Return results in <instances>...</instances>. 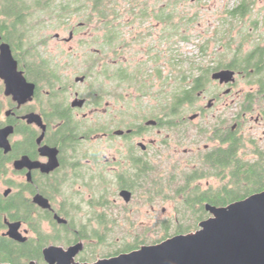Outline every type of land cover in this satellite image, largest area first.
I'll return each mask as SVG.
<instances>
[{
  "label": "flooded vegetation",
  "instance_id": "af4514ba",
  "mask_svg": "<svg viewBox=\"0 0 264 264\" xmlns=\"http://www.w3.org/2000/svg\"><path fill=\"white\" fill-rule=\"evenodd\" d=\"M126 23H133L126 27L129 34L140 27L130 19ZM154 24L141 29V35L137 31L125 38L124 45L113 42L104 52L101 35L92 42L80 39L82 51L72 50L73 40L78 34L84 38L82 31L89 27L64 25L60 28L68 36L55 33L52 38L70 47L58 54L46 49V38L36 43L26 28L0 26V45H9L16 70L29 87L26 92L20 86L8 91L0 74V239H8L14 252L27 251L22 264H48L43 250L51 246L73 252L76 263H93L179 234H149L150 226L164 231L165 223L178 221L176 216L164 218L161 185L165 171L173 178L176 166L168 162L163 170L161 162L173 157L191 172L196 167L192 161L218 148L236 144L240 157L264 151V138L257 133L262 128L264 135V31L239 43L251 45L239 55L251 64L232 57L216 69L214 61L194 69L198 74L191 71L188 85L200 79V88L193 102L181 106L178 95L167 97V104L164 95L165 80L174 84L180 78L175 50L171 53L176 44L168 45L166 59L158 46L163 36L158 34L153 44L136 49L144 57L134 61L135 53H129L132 43L150 36V29H162V21ZM93 28L101 31L100 26ZM235 60L242 65L229 66ZM166 61L171 72L165 75ZM144 63L151 66L149 73L145 68L139 72L138 64ZM70 65L74 72L68 73ZM36 66L43 77L35 74ZM222 69L232 70L234 80L211 78ZM240 81L249 88L237 89ZM5 128L10 131L4 135ZM169 132L178 139L168 156L171 144L164 136ZM184 141L188 147L181 148ZM148 175L159 185H151ZM123 190L130 194L128 201L120 194ZM37 195L47 201L44 206L35 201ZM8 199L13 202L11 212L19 216L10 217L4 210ZM22 205H28L27 213ZM13 221L20 222L23 241L6 235L7 222ZM113 226L134 227V233L125 230L123 236L131 243L116 245Z\"/></svg>",
  "mask_w": 264,
  "mask_h": 264
},
{
  "label": "trees",
  "instance_id": "16d2710c",
  "mask_svg": "<svg viewBox=\"0 0 264 264\" xmlns=\"http://www.w3.org/2000/svg\"><path fill=\"white\" fill-rule=\"evenodd\" d=\"M157 1L159 2L160 0H155V2ZM133 2V7L127 10L131 15V21L137 20L141 26L144 20L154 17L156 21L159 20L160 23L162 21V31L164 34L162 33L161 36L168 40L172 39L170 41L171 45L173 43L177 44L180 40L183 42L190 41L191 35L187 33V30H185V32L181 30V28H189L190 25L185 24L180 26V23L177 24L173 21V17L176 16L173 9H176L177 3L184 2V0H165L163 5H157L155 13H152L154 12L153 9L150 10L145 4H142L141 7H137L135 1ZM250 3H252V1L240 0V3L229 11V15L233 18H243L249 13ZM118 5V0H65L58 3H56V0H0V26L7 27L9 25H19L21 28H26L28 19L39 11H44V13H46L44 17L36 16L40 23L47 24V22H45L46 19H44L46 17L51 21L54 20L57 26H60L61 24H68V20L74 11L78 13L81 9H87L89 13L85 15L84 20H86V22L83 24L86 25L93 20L94 23L98 22L102 32L101 41L105 44L101 47L104 52L112 48L113 42L117 44L122 43L124 45L126 42L124 37L126 27L127 25L133 24L126 23V19L129 18L125 13H119L118 9H116ZM205 49V45H202L201 52H205ZM238 50H240V46H237V51ZM233 58L241 59V63L246 66L251 64L249 60L240 58L239 54H235ZM236 62L237 60L231 61L228 64L229 66H235ZM166 63L168 64L169 62L166 61ZM237 63L241 64L239 62ZM222 64L224 65L225 63L217 61L214 68L221 67ZM148 66L150 67V65L146 63L138 64V68H140L139 72L145 68V74L149 73ZM189 66L190 67L187 69L188 71L181 72L180 69V78L176 84H170L165 80L166 86L164 95L166 104L168 102L167 97L170 96L174 98L176 95H178L177 98L179 99L178 104L181 106L195 100L194 92L200 88L201 80H195V84L192 83L190 86L187 81L190 78L191 71L196 68L201 69V67L196 66V68H194L191 62H189ZM208 70L209 69H206V71ZM34 71L35 74L37 73L36 75L40 74L43 77L44 73L39 66H36ZM165 79H167L166 76ZM171 104L174 105L176 103L172 101ZM237 149L235 144L226 149L218 148L214 152L203 154L196 160V167L191 172L182 175L181 182L174 187V192H172V197L176 202L174 216L178 218V221L175 222L171 220L165 223L163 226L164 231L172 226L174 234L191 232L193 229L197 228L198 222L208 215L204 207L205 203L223 206L254 192L264 190V151H254L251 158H246L240 157ZM149 174L151 175V173ZM148 177L151 185H159V183L154 180V177L152 178L149 175ZM208 178L216 180L217 184L203 188L199 181ZM6 201L8 205L4 210L9 212V216H19L17 213L11 212L13 209V202L11 199ZM22 210H24V213H27L29 210L28 205H22ZM183 224L187 225L185 226ZM167 233L168 231H166V234ZM171 234L172 232L167 234V236ZM13 249L14 246L8 239H0V262L22 264L21 261H23V259H28L25 254L27 251L21 249V251L14 252Z\"/></svg>",
  "mask_w": 264,
  "mask_h": 264
},
{
  "label": "rangeland",
  "instance_id": "374dc122",
  "mask_svg": "<svg viewBox=\"0 0 264 264\" xmlns=\"http://www.w3.org/2000/svg\"><path fill=\"white\" fill-rule=\"evenodd\" d=\"M60 1H65V0H56V3ZM133 1H135L137 7H141L142 4L147 5L150 10L153 9L154 13L156 12L155 10L157 8V5H163L165 2V0H160L159 2L158 1L155 2V0H118L119 5L116 7V9H118L119 13L122 12L125 13L126 16L130 19L131 15L129 12H127V10L133 7L134 5ZM239 3L240 0H184V2L176 4V9H173L174 13L176 14V16L173 17V21L177 24L180 23V26H183L185 24L190 25L189 28L185 27V29L181 28V30L184 32L185 30H187V33L191 35L190 41H185V42H183L180 39L174 38L180 41H178L174 47H171L172 48L171 53H173V50H175L174 51L176 54L175 59L180 65L181 72L188 71L187 69L190 67L189 62L193 63L194 68H196V66L209 67L213 65L214 61L225 62L226 59L232 58L235 54H239L243 56V53L248 51L251 45H248L247 42H245L243 46H240V50L238 51H237V46H239V43L242 41L241 39L246 38L248 36L253 37L257 35V33L264 31L263 29L264 23L261 22L264 14V0H255L254 2L250 3L249 13L243 18H235V17L233 18L229 15V11L232 10ZM87 13H89L87 9L84 10L81 9V11H79L78 13L74 11V13H72V16L68 20V24L65 25L72 26V25H79L80 23L85 24L86 20L84 19ZM45 15L46 13H44V11H39L38 13L33 14L32 17L28 19L26 31L28 32L29 36H33V39L37 41L36 43H38V41H40L42 38H46L47 39L46 49L50 51V53L58 54L59 51L66 49L69 51L70 45L59 44L54 38H52L55 35V33H59L60 36H64V37L68 36V32L63 31V29L60 28L64 26V24L57 26V23H55L54 20L51 21L46 17L44 19H46L45 22H47V24H43L40 23V21L36 18V16L44 17ZM155 22L156 19L154 17H150L144 20L143 23H141L143 25H141L140 27H136L135 30L133 31H130V34L128 30H125L124 37L130 38L132 34H134L135 32L136 33L140 32L141 35V32L143 31L141 29H143L145 26L146 27L151 26ZM134 23L135 25H139V22L137 20H135ZM86 26H88L89 28H86L85 30L82 31V32L86 31L84 33V36L86 38L85 37L82 38L80 37L81 34H78L77 38H75L71 43L73 47L72 50H75V52L82 51V46L80 47V45L78 44L80 39L81 40L85 39L86 41L88 40L89 42H92L95 36L102 35V32L100 30L96 31L93 28L99 26L98 22L94 23L93 20L87 23ZM160 27H161L160 25L159 27L158 26L153 27L152 29L149 30L150 32H146V35L150 34V36H148L141 42L138 43L135 42L130 45L132 50L129 49V53L130 52H132V54L135 53L133 55L134 61L144 57L142 52L137 51L136 49L140 47L142 48V46H144L147 43L153 44L154 39L158 36V34L162 35L163 31L162 29L160 30ZM151 34L153 35L151 36ZM217 36L219 37L217 38ZM220 37L222 38L221 40ZM171 40L162 38V40L159 42L158 45L160 51L165 52L164 56L166 59L168 58L167 49ZM225 44L226 47H224ZM202 45H205L206 47L205 52L203 53L201 52ZM90 47L92 48L93 46ZM129 53L127 51L126 55H128ZM186 59H190V60H186ZM164 64L165 66L162 68V70L166 75L171 71L169 69L168 64L165 62ZM150 67L148 66L149 69ZM73 69L74 67L70 65L68 68H66V71L68 73L74 72ZM194 73L198 74L197 70H194ZM241 87H243L245 90L249 88L248 85L244 84L243 81H240L238 83L237 89ZM208 89L211 90L212 87H210L209 85ZM200 103H203V101L200 100ZM169 133L170 136L168 137L166 135L164 136V139H166L171 144V148L166 151V154L168 156L173 155V146L178 139V137L175 134H173L172 132ZM257 133L259 136H263L264 138V135L262 134V128H260ZM181 144H182L181 148L188 147V143H186V141L182 142ZM202 144H200V146H202ZM181 151L182 150L180 149L179 152L181 153ZM251 157H252V153L246 156V158H251ZM170 159H171L170 161L161 162V164L165 166L163 170L166 169L168 162L176 166L175 170H172L173 178H169V173H168L169 170H168L165 171L163 178L161 179V185L163 186L164 194L166 197L164 202V209H165L164 218L166 219L173 217L175 214L173 209V205H174L173 202L175 199L172 197L173 196L172 192H174L173 189L179 182H181L182 175L188 172L184 168V166L186 165L184 161L175 160L173 157H170ZM192 163H196V161H192ZM200 182L203 188L209 185L217 184V181L213 180L212 178L201 179ZM183 225L186 226L187 224H183ZM113 228L114 231L113 229L110 230L109 228L108 230L113 231L112 233H117V240H115L116 245L122 246L125 243L127 245L131 243L130 241L131 239H129L128 237L124 238L123 236H126L125 230H129L131 233H134L135 232L134 227L126 226L125 229H123V227L113 226ZM149 229H150L149 234H153V235L167 236V234L171 232H172L171 235L174 234L173 233L174 229L172 226L169 227L167 230L165 229V231H161V229L158 228V226H150ZM166 231H168L167 234ZM125 239H129V240H125Z\"/></svg>",
  "mask_w": 264,
  "mask_h": 264
},
{
  "label": "water",
  "instance_id": "95a60500",
  "mask_svg": "<svg viewBox=\"0 0 264 264\" xmlns=\"http://www.w3.org/2000/svg\"><path fill=\"white\" fill-rule=\"evenodd\" d=\"M0 74L8 91L18 86L24 92L29 91L5 43L0 45ZM233 74L232 70L222 69L212 73L211 78L228 82L234 80ZM9 131L5 128L1 133L5 135ZM120 194L129 200L128 191ZM35 201L43 206L47 202L40 195ZM204 207L209 216L198 223L196 230L173 235L156 244L93 263H76L73 252L51 246L43 250L44 260L48 264H264V190L223 206L205 203ZM7 226L6 235L23 241L18 231L20 222H7Z\"/></svg>",
  "mask_w": 264,
  "mask_h": 264
}]
</instances>
